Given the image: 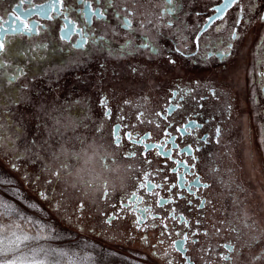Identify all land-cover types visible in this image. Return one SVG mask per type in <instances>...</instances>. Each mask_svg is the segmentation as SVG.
Masks as SVG:
<instances>
[{"label": "flooded vegetation", "instance_id": "obj_1", "mask_svg": "<svg viewBox=\"0 0 264 264\" xmlns=\"http://www.w3.org/2000/svg\"><path fill=\"white\" fill-rule=\"evenodd\" d=\"M223 4L0 0V171L119 255L264 264V0Z\"/></svg>", "mask_w": 264, "mask_h": 264}, {"label": "rangeland", "instance_id": "obj_2", "mask_svg": "<svg viewBox=\"0 0 264 264\" xmlns=\"http://www.w3.org/2000/svg\"><path fill=\"white\" fill-rule=\"evenodd\" d=\"M15 236L27 239L6 259H22L25 264H145L56 224L12 175L0 171V239Z\"/></svg>", "mask_w": 264, "mask_h": 264}, {"label": "snow or ice", "instance_id": "obj_3", "mask_svg": "<svg viewBox=\"0 0 264 264\" xmlns=\"http://www.w3.org/2000/svg\"><path fill=\"white\" fill-rule=\"evenodd\" d=\"M167 2L172 3V0H167ZM234 3H236V0H224V4L221 7L217 8L215 11L218 14L222 13ZM16 19H19V17L17 16ZM2 48H3V44L0 43V49ZM186 130L187 129L184 128L181 129L180 131H186ZM172 186L175 187L176 185H172ZM145 187H147V182L145 183ZM160 203H163V201H160ZM143 211L146 212L149 211V209H144ZM25 239H27V237H20V236H15L14 239H9L7 237H5L4 239H0V257H5V259H0V264H25V262L22 259H6L8 254L14 251L16 248H18L19 244L22 243L23 240ZM184 239H187V237H184ZM225 259H227V257H225Z\"/></svg>", "mask_w": 264, "mask_h": 264}, {"label": "bare ground", "instance_id": "obj_4", "mask_svg": "<svg viewBox=\"0 0 264 264\" xmlns=\"http://www.w3.org/2000/svg\"><path fill=\"white\" fill-rule=\"evenodd\" d=\"M94 243H89V245H93Z\"/></svg>", "mask_w": 264, "mask_h": 264}]
</instances>
